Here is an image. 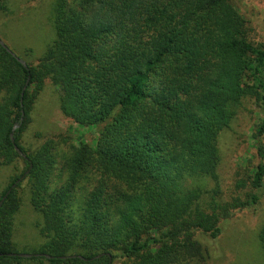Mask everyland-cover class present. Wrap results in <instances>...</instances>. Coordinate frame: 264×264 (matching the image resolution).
<instances>
[{"label": "trees", "instance_id": "16d2710c", "mask_svg": "<svg viewBox=\"0 0 264 264\" xmlns=\"http://www.w3.org/2000/svg\"><path fill=\"white\" fill-rule=\"evenodd\" d=\"M54 29L36 66L24 67L0 45V164H24L0 199L12 190L0 208V264H110L109 254L112 264H175L180 254L200 255L198 233L217 239L231 211L204 202L218 180V138L247 94L259 93L264 105V48L247 39L232 0H56ZM45 80L60 90L66 117L103 125L95 148L73 147L69 180L54 190L52 143L35 153L21 144L31 89ZM90 168L99 179L80 200L79 181ZM24 181L46 240L26 254L50 259L23 258L14 247ZM252 189L231 206L260 202L262 162ZM259 240L264 246V226Z\"/></svg>", "mask_w": 264, "mask_h": 264}, {"label": "rangeland", "instance_id": "374dc122", "mask_svg": "<svg viewBox=\"0 0 264 264\" xmlns=\"http://www.w3.org/2000/svg\"><path fill=\"white\" fill-rule=\"evenodd\" d=\"M72 1V0H70ZM56 0H6L0 11V38L5 45L27 64L36 66L55 39L54 10ZM245 21L247 39L264 48V0H232ZM251 85L249 80H246ZM34 96L29 112L30 122L22 135L21 144L35 153L47 142L54 147L55 166L51 189L64 187L70 177L69 160L73 147L86 143L95 148L103 125L83 127L66 117L61 110L60 90L50 81L31 89ZM3 94H0V102ZM230 126L218 138L220 163L218 180L211 183L205 203H214L231 210L222 218V233L217 239L198 233L201 253L198 256L180 254L175 264H264V246L259 234L264 226V189L254 207L233 208L235 200L244 201L254 190L252 179L258 158V145L264 147V135L258 130L264 120V105L260 94H247L235 108ZM24 170V164H0V199ZM99 175L88 169L79 181L80 200L88 194ZM21 205L14 219V247L20 253H34L46 242L39 229L40 215L30 202L26 181L19 189ZM113 264H132L131 260L116 259Z\"/></svg>", "mask_w": 264, "mask_h": 264}, {"label": "water", "instance_id": "95a60500", "mask_svg": "<svg viewBox=\"0 0 264 264\" xmlns=\"http://www.w3.org/2000/svg\"><path fill=\"white\" fill-rule=\"evenodd\" d=\"M0 45L4 48V49H6L9 53H11L12 55H13V57H15L24 67H28V65H27V63L24 61V60H22L20 57H18L15 53H13L6 45H5V43L1 40V38H0ZM28 84V83H27ZM26 88H27V85H26V87L24 88V91L26 90ZM20 127V125L17 123L15 126H14V129H13V131L15 132V130L16 129H18ZM12 141H13V143H15V140H14V136L12 135ZM15 149H16V151L18 152V154L21 156V157H23V158H26V156L24 155V153L17 147V146H15ZM24 178L25 177H22L20 180H18L17 182H16V184H14L13 185V187L12 188H15L16 187V185L18 184V183H20V182H22L23 180H24ZM12 192V190H9L8 191V193L4 196V198L0 201V208L2 207V205H3V203L5 202V200L7 199V197L9 196V194ZM18 256H20V257H23V258H31V257H33V256H43V257H46V258H48V259H50V258H52L51 256H49V255H45V254H35V255H33V254H23V253H20V254H18ZM103 255H98V256H96L95 258H93V260L94 259H99V258H101ZM75 257V256H74ZM67 258H70V257H62V259H67ZM79 258H81V259H85V258H83V257H79ZM109 258H110V264H112V258H111V255L109 254ZM85 260H87V259H85Z\"/></svg>", "mask_w": 264, "mask_h": 264}]
</instances>
